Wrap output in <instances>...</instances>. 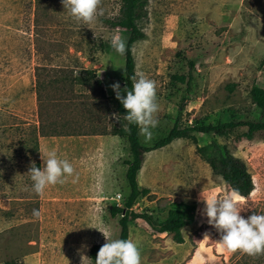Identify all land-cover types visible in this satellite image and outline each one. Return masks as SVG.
I'll list each match as a JSON object with an SVG mask.
<instances>
[{"label": "rangeland", "instance_id": "1", "mask_svg": "<svg viewBox=\"0 0 264 264\" xmlns=\"http://www.w3.org/2000/svg\"><path fill=\"white\" fill-rule=\"evenodd\" d=\"M124 14L125 0H102L86 26L64 11L61 0H0V264L6 259L81 264L82 245L87 256L90 244L106 243L103 233L117 239L119 215L112 217L108 207L120 206L128 192L122 163L130 158L127 142L109 141L117 153L106 160L91 147V138L77 135L105 133L121 117L114 118L98 86L73 77L78 67L92 68L103 92L115 95L110 85L120 84L124 56L112 46L104 52L95 47L99 41L111 45L113 37L125 42ZM137 25L143 37L131 47L134 72L156 82L159 111L150 139L139 128L140 144L150 149L143 153L136 181L148 192L131 210L162 220L176 207L186 217L181 243L169 233L156 234L140 218L127 221L141 264H264V254L229 252L218 243L221 233L208 223L202 196L231 191L195 150L214 141L240 158L253 182L251 192L240 196L241 215H264V134L246 139L244 127L221 136L192 131L195 142L177 137L154 147L178 107L179 127L258 117L248 91L252 85L264 87V0H147ZM19 121L53 133L38 136L39 168L41 156L54 150L72 164V177L42 194L32 190L27 172L34 153L30 135L15 126ZM33 209L40 211L38 218ZM37 242L43 253L31 258Z\"/></svg>", "mask_w": 264, "mask_h": 264}, {"label": "trees", "instance_id": "2", "mask_svg": "<svg viewBox=\"0 0 264 264\" xmlns=\"http://www.w3.org/2000/svg\"><path fill=\"white\" fill-rule=\"evenodd\" d=\"M147 0H125V14L122 19L121 26L125 28L126 32V50L123 54V69L122 78L120 80V87L123 90L128 87L131 90L132 77L134 72V60L131 53L132 44L143 37V32L137 25V20L145 15V5ZM111 45L103 41H99L95 47L100 52L108 51ZM189 67H192V63L189 62ZM79 73L73 77L79 83H88L89 85L98 86L101 96L108 100L112 110L118 113L121 117V122L111 124V127L107 133L117 135L125 138L130 158L123 160L125 165L124 178L128 186V192L122 200V204H110L108 211L112 217L119 215L117 219L118 234L117 239L128 238L127 221L135 218L142 219L153 231L169 233L171 239L176 243L183 241L181 228L186 223V217L184 212L176 207L166 210L165 217L162 220H156L150 214L146 212H136L131 210V206L135 199L139 195H145L148 192L146 187H139L136 181V173L140 167L143 153L148 151L150 147L144 146L139 142V127L135 124H129L125 119L126 110L123 108L119 100L115 95L106 96L103 92L102 85L97 79L95 70L92 68L78 67ZM231 89V86H230ZM122 94L126 95V93ZM251 103L258 110V117L255 119L235 120L230 119L224 122H218L216 124H197L190 125L188 127H179V110L178 107L177 117L175 118L172 126L167 131L166 135L159 138L154 147H161L169 143L172 139L177 137H185L195 142V137L191 134L192 131L198 132H213L216 135H224L228 131L237 127H244L241 135L246 139H251L256 133L264 134V87L258 85H252L248 91ZM15 126H20V131L25 134H29V144L33 149V162L36 167L39 168L38 160V136L50 133H43L39 130V125L34 123H28L26 121H19ZM50 135H53L51 133ZM195 150L198 155L204 159L209 166L211 172L218 175L224 185H226L229 191L236 189L239 196H247L253 189V182L251 174L247 169L246 164L238 157L232 155L225 147L218 146L214 141L206 147L195 146ZM211 150V152H207ZM36 197V196H35ZM105 243L95 242L92 243L87 250V256L95 264L96 256L99 249ZM2 264H19L14 259H6Z\"/></svg>", "mask_w": 264, "mask_h": 264}, {"label": "clouds", "instance_id": "3", "mask_svg": "<svg viewBox=\"0 0 264 264\" xmlns=\"http://www.w3.org/2000/svg\"><path fill=\"white\" fill-rule=\"evenodd\" d=\"M102 0H61L64 11L77 23L90 25L94 22ZM95 36V34H94ZM111 46L119 54L126 50L125 42L119 37H113ZM131 90L125 87L121 90L118 82L110 85L115 92L116 99L120 101L126 110L124 119L129 124H135L140 128L141 134L147 139L152 136L151 129L158 125L156 113L159 105L156 99V82L139 73L132 77ZM126 93V95L122 94ZM119 121L120 115L113 114ZM43 167H36L33 162L27 172L30 175L32 190L36 194H42L50 185L64 183L67 177L74 175L72 164L66 159H59L54 150L47 152L46 158L41 156ZM78 178V177H77ZM75 182V181H73ZM204 214L208 223L221 233L218 242L229 252H243L255 256L264 254V215L254 213L244 218L241 212L245 210L240 203V196L236 189L221 197L205 199ZM32 215L40 216L38 209H33ZM106 243L99 249L95 264H141V253L138 245L131 239H111L103 233ZM207 237V236H205ZM82 245V249L86 248ZM81 264H89L92 261L83 255Z\"/></svg>", "mask_w": 264, "mask_h": 264}, {"label": "crops", "instance_id": "4", "mask_svg": "<svg viewBox=\"0 0 264 264\" xmlns=\"http://www.w3.org/2000/svg\"><path fill=\"white\" fill-rule=\"evenodd\" d=\"M103 91H104V89H103ZM104 94L106 96H108V93L104 92ZM77 136H87L88 138H91L92 139L91 147L96 148L97 149L96 152H99L102 155V158L106 159V160H111V158L114 156V154L117 153L116 150H115L116 148L114 146H112L111 144H109V141L117 142L118 140H124L125 139L123 137H120V136H117V135H112V134H109L107 132H105V133L81 134V135H77ZM83 149H85V146L83 147ZM127 159H129V157L125 158V160H127ZM123 171H125V167H123ZM135 219H138V218H135ZM165 233L166 232H156V234H158V235L165 234ZM43 234H44V232H43V230L40 227L39 228V237H41ZM42 253H43L42 245L37 242L36 249L34 250L33 253L30 254L29 257H31V258H35L36 257L38 259V258H40ZM192 259L197 260L198 259L197 255L194 254ZM159 263L160 262H158V264ZM37 264H40V263L37 262ZM147 264H157V262L153 261V262H148Z\"/></svg>", "mask_w": 264, "mask_h": 264}]
</instances>
